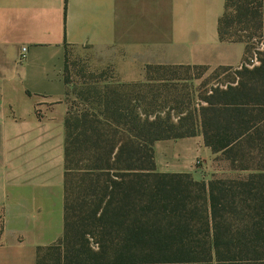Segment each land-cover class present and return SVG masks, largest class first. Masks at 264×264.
<instances>
[{"label": "trees", "instance_id": "obj_1", "mask_svg": "<svg viewBox=\"0 0 264 264\" xmlns=\"http://www.w3.org/2000/svg\"><path fill=\"white\" fill-rule=\"evenodd\" d=\"M218 30L245 45L242 65L194 94L179 84L192 78L159 71L208 66H149L142 82H103L70 105L67 59L64 235L36 264H264V0H226ZM199 134L247 175L158 170L157 142Z\"/></svg>", "mask_w": 264, "mask_h": 264}, {"label": "crops", "instance_id": "obj_2", "mask_svg": "<svg viewBox=\"0 0 264 264\" xmlns=\"http://www.w3.org/2000/svg\"><path fill=\"white\" fill-rule=\"evenodd\" d=\"M225 1L0 0V264H36L64 235L69 56L94 52L122 83L149 66L238 68L245 45L219 36ZM155 157L161 172L201 179V158L216 173L201 134L157 142Z\"/></svg>", "mask_w": 264, "mask_h": 264}, {"label": "rangeland", "instance_id": "obj_3", "mask_svg": "<svg viewBox=\"0 0 264 264\" xmlns=\"http://www.w3.org/2000/svg\"><path fill=\"white\" fill-rule=\"evenodd\" d=\"M254 49H252L253 55L250 59L249 65H256V52L257 50H260L262 48V42L261 41H255ZM242 46L241 45H235L233 52L236 53L240 50ZM68 70H69V77H70V84L68 86V96L67 99L69 101L70 105L78 104L82 99H89L90 102L94 101L95 92L90 91V88H97L101 85L103 82H111L115 81V73L112 66L104 64V62L93 52H77L69 56L68 58ZM158 72V71H157ZM155 73V76H159V73L161 75L167 74L169 75H175L177 77H188L192 78L191 80L184 81L180 80L179 84L181 88L185 89V95L187 93H192L198 89V87L203 84L206 86V88H210L212 84L216 83H223L226 80L233 78V72H227L223 73L221 71H216V69H209V70H203V69H194L190 71V73H187L184 70H177V71H169V70H162L159 71V73ZM165 143L161 142L159 143V151L163 152V145ZM162 156V154H161ZM211 162L209 161L210 165L215 168L216 173H209L207 179L211 180L214 178H225V179H231L236 177H243L247 175V172L242 171H236L231 169L230 163L223 159V157H210ZM159 161L162 164V157L159 158ZM198 161L202 162L201 164H198ZM203 163L204 160L201 158H198L195 160V167H199L198 170H200V178L194 177L195 180L201 181L202 179L204 181L206 180V171H203ZM208 163V164H209ZM164 165H161L163 167ZM207 166V165H206ZM203 173L205 174V179L203 178ZM208 180V181H209Z\"/></svg>", "mask_w": 264, "mask_h": 264}, {"label": "built area", "instance_id": "obj_4", "mask_svg": "<svg viewBox=\"0 0 264 264\" xmlns=\"http://www.w3.org/2000/svg\"><path fill=\"white\" fill-rule=\"evenodd\" d=\"M27 57V48H22L21 53H20V61H24ZM198 164L202 165L201 161H198Z\"/></svg>", "mask_w": 264, "mask_h": 264}]
</instances>
